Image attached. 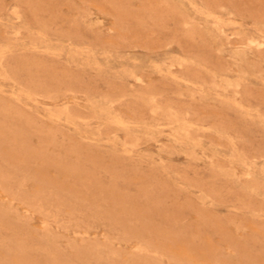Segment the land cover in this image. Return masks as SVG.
Returning a JSON list of instances; mask_svg holds the SVG:
<instances>
[{"label": "rangeland", "instance_id": "1", "mask_svg": "<svg viewBox=\"0 0 264 264\" xmlns=\"http://www.w3.org/2000/svg\"><path fill=\"white\" fill-rule=\"evenodd\" d=\"M0 264H264V0H0Z\"/></svg>", "mask_w": 264, "mask_h": 264}, {"label": "bare ground", "instance_id": "2", "mask_svg": "<svg viewBox=\"0 0 264 264\" xmlns=\"http://www.w3.org/2000/svg\"><path fill=\"white\" fill-rule=\"evenodd\" d=\"M189 144V143H188ZM144 209V208H143ZM235 249V248H234Z\"/></svg>", "mask_w": 264, "mask_h": 264}]
</instances>
